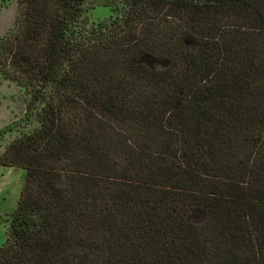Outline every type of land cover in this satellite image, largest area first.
I'll return each mask as SVG.
<instances>
[{
	"label": "trees",
	"instance_id": "obj_1",
	"mask_svg": "<svg viewBox=\"0 0 264 264\" xmlns=\"http://www.w3.org/2000/svg\"><path fill=\"white\" fill-rule=\"evenodd\" d=\"M16 0L27 95L0 264H264V0Z\"/></svg>",
	"mask_w": 264,
	"mask_h": 264
},
{
	"label": "rangeland",
	"instance_id": "obj_2",
	"mask_svg": "<svg viewBox=\"0 0 264 264\" xmlns=\"http://www.w3.org/2000/svg\"><path fill=\"white\" fill-rule=\"evenodd\" d=\"M99 0H87L83 17L92 24L110 17L108 7L96 5ZM18 15L16 0H0V37L7 35L15 26ZM27 95L15 82L0 78V152L8 141L22 131H28L36 122L24 120ZM25 180L21 168L0 165V246L5 242V229L14 211Z\"/></svg>",
	"mask_w": 264,
	"mask_h": 264
}]
</instances>
